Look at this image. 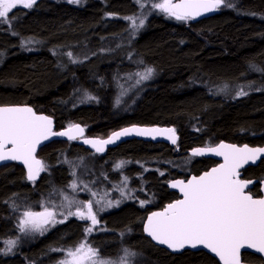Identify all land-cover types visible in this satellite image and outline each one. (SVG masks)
<instances>
[{
    "label": "trees",
    "instance_id": "obj_1",
    "mask_svg": "<svg viewBox=\"0 0 264 264\" xmlns=\"http://www.w3.org/2000/svg\"><path fill=\"white\" fill-rule=\"evenodd\" d=\"M227 2L233 7H221L213 15L197 20L176 22L160 13L146 19L142 31L138 30L140 33L133 37L132 58L150 65L154 76L143 83L135 103L121 114L114 107V85L122 68L130 67V71L132 67L128 66L130 56L126 47L114 49V43L112 47L104 46L103 42L101 47L92 44L86 60L70 64L66 59V43L50 45L49 41L77 39L71 44L76 45L74 51L78 56L83 45L97 34L104 35L109 30L127 32L123 20L135 12L134 0H79L78 5L64 0H36L31 9H14L10 13L11 25L0 24V104H29L34 110L52 116L57 128L81 124L86 136L105 137L125 124L154 123L172 125L178 138L177 150L167 143L131 139L103 152L99 158L75 141L52 140L37 150L44 167L37 180L26 181L21 165L15 162L0 166V216L6 219L10 205L45 191V186L62 188L69 173L78 176L84 171V162L91 164L81 179L88 189L90 180L84 175L92 170L97 172V164L107 168L114 157L128 158L131 162L128 171L134 172L131 185L134 200L109 219L118 232L123 226L131 232L133 242L126 248L136 253L135 263L219 264L203 250L171 253L148 242L140 226L145 206L139 207V201L146 194L155 201L161 188L159 197L163 202L172 196L156 173H163L166 183L172 177L200 173L215 163L211 158H195L185 153L186 149L213 145L220 140L249 145L264 143V0ZM122 34L119 35L124 37ZM22 38L39 41L38 48L24 51L20 47ZM216 75L227 78L219 80ZM224 80L228 84L244 81V85H256L258 89L239 97L224 92L216 94V84L225 83ZM84 94L93 99L85 98ZM184 155L191 157L181 160ZM65 160H72L74 168H69ZM139 164L143 166L139 172L146 176H134L139 175L136 172ZM50 166L51 172L47 174ZM242 174L245 179H261L264 159L245 168ZM250 191L256 194L258 186L252 185ZM154 203L155 207L160 206ZM49 240L42 238L36 248L32 247L31 250L42 254L31 260L38 264L60 262L44 253ZM106 246L109 247L105 250L113 247ZM15 258L17 263L23 262ZM15 258L4 261L0 255V264L16 262ZM117 259L121 258L112 257L111 262ZM243 261L255 264L261 259L258 255H246Z\"/></svg>",
    "mask_w": 264,
    "mask_h": 264
},
{
    "label": "snow or ice",
    "instance_id": "obj_2",
    "mask_svg": "<svg viewBox=\"0 0 264 264\" xmlns=\"http://www.w3.org/2000/svg\"><path fill=\"white\" fill-rule=\"evenodd\" d=\"M68 2L78 3L79 0ZM35 3L36 0H0V24L11 25L9 13L18 5L31 9ZM137 3H141V0H137ZM153 7L178 21H187L203 13L233 5L227 0H179L177 3L173 0H162L161 3H154ZM127 19L133 21V28L141 27L145 22L144 19H140L137 25L134 18ZM68 56L71 58L72 53L69 52ZM152 73L153 69L148 68L144 73L137 75L140 80H147ZM237 95L243 96L246 93L241 91ZM87 98L93 99L91 96ZM52 124L53 121L49 117L37 115L31 107L0 106V161H21L27 167L28 180L34 181L44 170L41 161L34 155L42 141L48 140L50 136H67L69 140H74L77 135L84 132L79 125H72L67 131L56 133L52 130ZM165 132L169 134L168 139L175 144L174 129L139 127L113 132L106 140L85 139L84 143L92 145L97 152H103L105 145L112 144L122 137L135 134L155 138L156 135H163ZM206 151L222 156L224 163L203 175L193 176L187 182L181 180L172 182L170 187L178 188L182 199L168 204L162 211L153 212L144 224V232L157 244L166 245L173 251L182 250L186 246L193 249L203 246L215 254L221 264H242L246 255L264 257V197L254 198L246 192L245 189L254 182L240 179L238 171L249 161L254 163L261 154H264V148H249L247 145L238 148L235 145L221 143L214 148L193 149L192 155H203ZM120 166L117 165L118 168ZM140 203L143 206L146 201ZM72 204L78 205L79 202L71 200L67 206L70 208ZM111 206L109 202L108 207ZM84 208L87 209L86 212L69 211L65 219L74 215L81 220L90 221L91 226L87 227L85 232L91 233L99 221L93 211L92 202L85 204ZM102 210L99 208L97 212ZM63 222L56 220L53 211L44 208L42 212L25 211L19 228L21 232L43 234L47 231L45 225ZM6 243L9 246L8 250L11 251L15 241ZM124 251L126 256L135 255L127 249ZM59 264H112V262L101 259L96 249L81 243L74 250H66V258ZM120 264H128L127 259L122 257Z\"/></svg>",
    "mask_w": 264,
    "mask_h": 264
},
{
    "label": "flooded vegetation",
    "instance_id": "obj_3",
    "mask_svg": "<svg viewBox=\"0 0 264 264\" xmlns=\"http://www.w3.org/2000/svg\"><path fill=\"white\" fill-rule=\"evenodd\" d=\"M35 111L40 112L37 110H35ZM53 123H54V120H53ZM130 124H133V123H130ZM126 125H129V124H125L122 126H126ZM140 125H154V123H145V124L141 123ZM155 125H163V124H155ZM59 129L60 128H57L55 126V123H54V130H59ZM133 139H136V138H133ZM136 140H140L142 142L149 143V141L142 140V139H136ZM65 141H67V140H65ZM72 141L76 142L75 139ZM121 143H123V142H121ZM121 143H118L117 145H119ZM155 143H163V142H155ZM116 146L109 147L105 152H107L108 150H110ZM187 150L188 149H186V151ZM186 151H185V153H186ZM94 153L97 155L98 158H99V156L104 154V153H98V152H94ZM108 154H110V153H108ZM195 158H204V157L195 156ZM113 159L115 160V163L121 165L119 168L117 167L118 171L112 172L110 170H106V169H109V167L107 166V168H105V167L100 168V169H103V170H100V172H94L93 174L88 173V174H85L84 176L88 177L90 180L89 183L92 184V187L98 189L99 191H101L102 186L104 188H107L109 186H114L117 189L124 188L126 191L129 192V194L126 193L123 196L122 195H118V196L107 195V196H105V198L108 199V201H110L112 206L108 207L109 203L106 204L105 206H101L100 203H97V201H98L97 198L99 197V193H95V195H92L87 191V188H84V185L76 184V185H74V188H73L74 191L70 194V198H71V200H75V201L79 202L78 205L72 204V206L70 208L68 206L61 208V207L51 206V205L49 207L33 206V208L31 209L32 212H42V211H44V208H48L49 211H53L55 213V218L57 221H60V220L64 221L63 223H57L55 225H51V224L45 225L47 231H45L43 234H41L39 232H31V231L21 232L20 228H19L20 221L16 220V213H15L16 211L10 212L8 210L9 212L5 215L6 219H5V217L0 216V223H1L0 235L1 236L6 235V232H4V234H3L2 228L4 226H7V227L10 226L9 228H10V230H12L13 234L23 235V238L26 240V242L24 245L18 244L17 246H15L14 252L9 253L8 251H4L2 254H0L2 256V260L5 261V260L13 259V256H14V258L16 256V257H19L21 260H23V262L26 264L27 261H30L35 256H38V254H42L41 252H36V249H33V250H31V249H32V247L36 248L38 242H40V240L42 238H45V237H48L50 240L46 243V247H45L46 251L44 253L51 256L52 259H57V260L63 259L64 260L66 257V250H68V249L74 250L81 243H84L87 246L96 249L98 251L99 257L101 259L111 261L112 257H119L120 258V256L118 255L120 253V251L127 249L126 247H129L128 244H132V242H133L131 239L132 235H131L130 231L125 230L124 226L118 232L116 230V227H114V225H112V222L110 223L109 216L112 215L117 210H119L121 207L125 206L126 204L132 205L134 199H133V193H132L131 185L133 183L132 177H133L134 172L132 171L133 172L132 173L131 171H128V169H130V167H131V162L128 160V158L114 157ZM262 159H264V158H262ZM104 160L105 159H102V161H104ZM96 163H98V162L96 161ZM109 163H110V161L108 162V165H109ZM215 164H216V161L213 165H215ZM97 165L99 167V164H97ZM213 165H211V166H213ZM51 168H52V166H50L48 168L47 174L48 173L50 174ZM23 172H24V169H23ZM190 173H193V172H189L183 177L188 176V174H190ZM24 174H25V172H24ZM97 174H101V176H96ZM137 174H139V175H137L139 177L146 176V173L137 172ZM160 174L156 173V178L157 179L160 178L161 183L163 185H165V180L162 177L163 175H160ZM71 178H72L71 174L69 173L68 179L66 180V183L63 186L70 184ZM240 178H243V174L241 175ZM263 179H264V174H263V177L261 179H257L258 181L256 183H254L258 186V192L256 194L251 193V191H250L251 187L249 189H247V191L250 192L253 196H256V197L260 196L261 195L260 182ZM247 180H250V179H247ZM111 181H114V182H111ZM254 184H252V185H254ZM167 190L169 192H172L173 194L165 202H163V200H161L159 197V193H162L163 188L160 189L159 193L157 194V199L155 201H153V198L150 196V194L144 195V200L146 201V203L143 206H139V207L145 206V212L141 216L142 217L141 223H140L141 227L143 224V220L145 219L148 212H150L154 209H160L163 207V205L166 202H170V201L178 198V194L176 192L170 191L168 188H167ZM33 191H35V190H33ZM108 191H111V189L108 188ZM37 195L38 194L36 193V195H32L29 199L24 198L22 200V202L20 203V205H15V204L10 205L9 208L14 207L18 211L25 209L31 205L30 204L31 201L34 198H36ZM136 200H137V198H136ZM88 202H92L93 211H94V213H96L97 219L99 221L98 225L94 228V230L91 233L85 232V229L87 227L91 226L90 221L81 220L74 215L67 217V219H65V217L67 216L69 211H71L73 213H75L77 210L86 212L87 209L84 208V205L87 204ZM154 202H156L157 206H159V205L160 206L155 207ZM16 204H18V203H16ZM99 208H102L103 210L97 212V209H99ZM141 232H142V230H141ZM142 235H143V233H142ZM147 241L152 243L149 238H147ZM107 244H110L113 246V247H111V250H109V249L105 250V247H109V246H106ZM56 249H59L60 251H55ZM15 259H16L15 263L17 264L18 260H17V258H15ZM260 259H261V257H260ZM261 262H262V259H261ZM55 264H59V262L55 263ZM255 264H257V263H255Z\"/></svg>",
    "mask_w": 264,
    "mask_h": 264
},
{
    "label": "rangeland",
    "instance_id": "obj_4",
    "mask_svg": "<svg viewBox=\"0 0 264 264\" xmlns=\"http://www.w3.org/2000/svg\"><path fill=\"white\" fill-rule=\"evenodd\" d=\"M64 1L69 3L68 0H64ZM134 1L136 4L135 12L133 14L128 15L127 17H124L125 20H123L127 23V24L125 23L127 32H125V30H123V34L121 33L122 36H124V37H121L119 35L120 31L118 32L116 30H109L104 35L101 33L97 34L96 36L92 37L88 41V43L83 45V48H81V51L78 54V56L76 55L77 51L76 50L74 51V49H76V45L71 44V43L77 42V39H72L69 41H66L63 39H60L59 41H49L50 45H52L53 43H56V42H60V43L65 42L66 43V45H65L66 46L65 51H67L66 52V59L68 60V62L70 64H78L82 61V59L87 58L91 53L89 51V46L92 44L98 45L102 42H103V44H105V41H106V42H108V44L114 43L115 49H123L124 46L127 47L128 56H130L128 58V62H129L128 65L129 66H131L132 64H134V65H132L130 71H129L130 67H127V66L123 67L122 68L123 71H120L119 74L116 76L117 77L115 80L116 84L114 83L115 84L114 85V87H115L114 107L119 108V110L117 109L118 114L126 112L129 109L128 105L135 103V97H137V98L139 97V95H140L139 91L142 90L143 83L145 81L150 80L151 77L154 76V71L152 73V76L147 80H140V77L137 75V73H141V74L144 73L145 70L148 68H151V69H153V68L150 65H147L146 63H144L143 61L142 62L139 61V59H137L136 57L132 58V56L134 55V53H133L134 50L131 49L133 37H136L137 33L139 31L140 32L142 31V29L145 25L146 19L153 13L163 14L167 18L178 22V20H176L174 17H169L166 13H164V12L160 11L159 9H156L153 7L154 3H161L162 0H141L143 7H141V3H137V0H134ZM173 1H175V0H173ZM70 4L78 5V3L77 4L76 3H70ZM18 7L23 8L22 5H18L16 8H18ZM10 13H9V17H10ZM129 17L134 18L137 25L139 24L140 19H144L145 22H144L143 26L138 27V28H133V21L130 19H127ZM191 20H193V19H191ZM186 24H188V23H186ZM5 25L10 26L9 24H5ZM112 31H114V33ZM115 32H118L119 34H116ZM115 35H116V37H115ZM131 35H133V36H131ZM108 38H110L111 40ZM126 44H127V46H126ZM38 45H39V41H35L31 38H22L20 41V47L24 51L35 50L38 48ZM57 45H60V44H57ZM60 49H61V47H60ZM69 52L72 53L71 58H69V56H68ZM117 54L118 53H115V55H117ZM73 60H75L77 62L73 63L72 62ZM135 60H138V61H135ZM132 61H135V62H132ZM95 62H98V61H95ZM130 63H132V64H130ZM216 76L218 77L216 79H219V80L222 78H224V79L227 78V77H223L221 75H216ZM243 82L244 81H235L233 83L228 84L225 81V83H222L220 85L216 84L215 92H216V94L224 92V94L231 95V97H239L237 95V93H239L241 91H243L244 93L247 94L249 92H253V91H256L258 89V87L256 85L253 87H250V86L244 85ZM84 97L87 98L88 95L84 94ZM80 98H81V96H80ZM82 101L87 102L88 100L84 99ZM78 103H82V102L80 101ZM185 156H186V159H189L191 157L189 155H184V157H182L181 160H183L185 158ZM65 161H66L67 166L69 168H71V169L74 168V164L72 163L73 162L72 160H65ZM82 162H84V161H82ZM191 163H192V161H190V164ZM83 164H84V171L82 173H85V170H86L88 164L85 162ZM190 164H189V168H190ZM117 165L118 164L115 163V160H111L109 165H108L109 170L112 172L118 171ZM90 166H91V164L88 166V169H90ZM136 166L138 167L136 172H139V171H141V169H143V166L140 164L136 165ZM134 167H135V165H134ZM100 168H101L100 166L97 167L96 171L100 172ZM81 169H83L82 166H81ZM94 172L95 171L92 170L89 173L93 174ZM82 173H80L78 176H74L71 174L72 178L70 180V184L63 186L62 188L57 187V186H53V185L45 186L46 190L38 193L36 198H34L31 201V203H30L31 205L28 206L27 208L18 211L14 207H10L9 211L10 212L16 211L15 212L16 213V220L20 221L23 218L24 212L25 211H32L31 209L33 208V206L49 207L51 205V206H57V207H61V208L66 207L68 205V202L71 201L70 194L74 191L73 186L76 184H82L83 183L81 180L82 179ZM139 173H142V172H139ZM96 176H101V174H97ZM134 176L136 177L137 175H134ZM111 182H114V181H111ZM87 185L89 186L87 191L90 194L94 195L95 193H99V197L97 199H98L99 203L101 204V206H105L106 204H108L110 202V201H108V199L105 198V196H107V195L118 196V195H122V192H123V195H125L126 193L129 194V192L126 191L124 188L117 189L114 186H109L107 188H104L102 186L101 191H99L98 189L93 188L92 184H90L89 182L87 183ZM108 188H110L111 191H108ZM133 199H134V197H133ZM143 201H145V200H143ZM139 204L141 205L140 201H139ZM15 205H20V204H15ZM5 228L8 230H6ZM9 230H10V228H8L7 226H4L2 228V232H6V237H5V235L3 236L4 238H2V236L0 237V254H2L4 251H8L9 253L14 252L15 246H17L18 244L24 245L26 242V240L23 238V235L13 234L12 230H10V231ZM7 231H9V232H7ZM8 233H9V236H8ZM7 241H15V244L11 247V251L8 250L9 246L6 243ZM129 252H131V251H129ZM131 253H134V252H131ZM118 255L120 256V258L125 257L128 261V264H136L135 263V257L136 256L135 257L133 255L126 256L124 250H121ZM59 260L62 261L63 259H59ZM120 261H121V259L120 260L119 259L114 260V261H112V264H120ZM19 263L25 264L24 262H18L17 264H19ZM9 264H16V263L11 262ZM26 264H38V263L35 262L34 260H30V261H27Z\"/></svg>",
    "mask_w": 264,
    "mask_h": 264
},
{
    "label": "water",
    "instance_id": "obj_5",
    "mask_svg": "<svg viewBox=\"0 0 264 264\" xmlns=\"http://www.w3.org/2000/svg\"><path fill=\"white\" fill-rule=\"evenodd\" d=\"M173 2H174V3H177V2H179V0H175V1H173ZM214 12H215V11L207 12V13H203L202 15L193 18V20H197V19H200V18H203V17L211 16V15L214 14ZM0 106H21V107L26 106V107H31V108L33 109V111H34L37 115L47 116V117H49V118L53 121L52 116H50V115H48V114H46V113H43V112H36V111L34 110V108H33L31 105H29V104H0ZM72 125H79L80 127L83 128V126H82L81 124H79V123H75V124H72ZM72 125H69V126H67V127L61 128V129H59V130H54V123H53V124H52V130H53V132H56V133L64 132V131H67V130L69 129V127L72 126ZM131 127H139V128H157V129H160V130L174 129V131H175V128H174L172 125H155V124H154V125H140V124H129V125L122 126V127L118 128V129H115V130L111 131V132H110L107 136H105V137L86 136V135H85V132H83L82 135H77V138H76L75 140H76V142H77L79 145L83 146V147L86 148L87 150L97 152L96 149H95L94 147H92V145H90V144H85V143H84V140H85V139H99V140H106V139H108V138L112 135L113 132H117V131H120V130H122V129H124V128H131ZM83 129H84V128H83ZM73 134L76 135L75 132H73ZM168 135H169V134L165 132L163 135H156L155 138H153L152 136H137V135H135V134H132V135H130V136L122 137L120 140H117V141H115V142L112 143V144L105 145V146H104V149H105V150H104L103 152H105L109 147L116 146L118 143H121V142H124V141L130 140V139H133V138H136V139H142V140H146V141H152V142H163V143H167L168 145L172 146L175 150H177V143L173 144V143L171 142V140L168 139ZM175 137H176V142H177L178 134L176 133V131H175ZM57 139L69 140L67 136H50L48 140L42 141L41 144L37 146L36 152H35V154H34V155H35V158H36L37 160L41 161V158L38 157V156L36 155L37 150H38L41 146H43L44 144H46V143H48V142H50V141H52V140H57ZM221 143H223V144H228V145H235V146L238 147V148H243L245 145H247L249 148H264V144H262V145H249V144H247V143L236 144V143H232V142H228V141L220 140L218 143L213 144V145H208V146H203V147H192V148H189V149L186 151V153L189 154V155H192L193 149H197V148H205V149H207V148H214V147H216L217 145H219V144H221ZM103 152H98V153H103ZM192 156H194V155H192ZM197 157L211 158V159H213V160L216 161V164L213 165V166H210L209 168H207V169H205V170H203V171H201L200 173H196V174H195V173H190V174H188V176H186V177H179V176H176V177H172V178L168 179V180L166 181L165 185H166V187H167L170 191H174V192H176V193L178 194V198L175 199V200L182 199V194H181V192L179 191L178 188H172V187H170V184H171L172 182H175V181H177V180H181V181H185V182H187V180L191 179L193 176H197V177H198V176H200V175H203L205 172L211 171V169L216 168V167H219V165H221V164L224 163V158H223L222 156H217V155H215L214 153L207 152V151H206L203 155H199V156H197ZM262 158H264V154H261V156L258 157L257 160H256L254 163L251 162V161H249L247 164L243 165V167H241L240 169H238V171L240 172V177H241V175H242V170H243V169L247 168L248 166L256 165V164L259 162V160L262 159ZM9 162H15V163L21 165L22 168L24 169V172H25V178H26V180H28V178H27V176H28V170H27V167H26L21 161H11V160H8V161H0V166H1V165H4V164H6V163H9ZM41 164H42V161H41ZM39 176H40V173H39V175L37 176V178H36L35 180H37V179L39 178ZM240 177H239V178H240ZM240 179L247 180V179H244V178H240ZM250 180L253 181L254 183L257 182L256 179H250ZM28 181H30V180H28ZM254 183H253V184H254ZM251 186H252V184H250V185L248 186V188L245 189V191L248 192L247 189H249ZM260 192H261V195L258 196V197L253 196L250 192H249V193H250L254 198H262V197H264V179L261 180V182H260ZM175 200H172V201H170V202H166V203L163 205L162 208H160V209H154V210H152V211H150V212L147 213L145 219L143 220V224H142V227H141L143 235H144L145 237L149 238L150 241L152 242V244L157 245V246H159V247H161V248H163V249H165V250H167V251H169V252H171V253H179V252H181V251H183V250H186V249H187V250H191V251L203 250V251H205L206 253H208L209 255H211L212 257H214V258L218 261V263L221 264V262L219 261V258L216 257L215 254L211 253L208 249L203 248V246H198L196 249H193V248H191V247L186 246V247H185L184 249H182V250L173 251L172 249H169L166 245H159V244H157L155 241H153V240L151 239V237H149V236L144 232V224L147 222V218H148L153 212H159V211H162V210H163L168 204L174 202ZM250 251H251V250H250ZM260 257H261V259H262V262L257 263V264H264V257H262V256H260ZM242 264H254V263H248V262H244V261L242 260Z\"/></svg>",
    "mask_w": 264,
    "mask_h": 264
},
{
    "label": "bare ground",
    "instance_id": "obj_6",
    "mask_svg": "<svg viewBox=\"0 0 264 264\" xmlns=\"http://www.w3.org/2000/svg\"><path fill=\"white\" fill-rule=\"evenodd\" d=\"M103 20H104V19H103ZM113 33H114V31H113ZM115 33H117V32H115ZM120 34H121V33H120ZM131 36H133V35H131ZM115 37H116V35H115ZM113 38H114V37H113ZM108 39H110V38H108ZM108 39H107V40H108ZM118 39H119V38H118ZM110 40H111V39H110ZM113 40H114V39H113ZM120 41H121V40H120ZM109 43H110V42H109ZM105 44L108 45V42L105 41ZM105 44H104V46H105ZM109 45L111 46V43H110ZM122 45H123V44H122ZM98 46H100V44H99ZM104 46H103V47H104ZM126 46H127V44H126ZM95 47H96V46H95ZM100 47H101V46H100ZM111 47H112V46H111ZM124 47H125V46H124ZM124 47H123V48H124ZM105 48H106V47H105ZM114 49H115V48H114ZM126 49H127V47L125 48V50H126ZM121 51H122V50H121ZM127 51H128V50H127ZM119 54H121V53H119ZM126 54H127V53H126ZM117 55H118V54H117ZM115 57H116V55H115ZM125 57H126V55H125ZM125 57H124V58H125ZM117 58H118V57H117ZM141 58H142V57H141ZM126 62H127V61H126ZM128 64H129V63H128ZM130 64H132V63H130ZM132 65H134V64H132ZM132 65H131V66H132ZM128 66H129V65H128ZM197 147H203V146H197ZM62 181H64V180H62ZM56 183H57V182H56ZM61 183H63V182H61ZM57 185H58V183H57ZM60 185H61V184H60ZM9 227H10V226H8V228H9ZM5 229H6V228H5ZM6 230H8V229H6ZM9 231H10V230H9ZM9 231H7V232H9ZM10 233H11V232H10ZM3 234H4V232H3ZM3 236H4V235H3ZM3 236H2V238H4ZM8 236H9V233H8ZM0 237H1V235H0ZM5 237H6V235H5Z\"/></svg>",
    "mask_w": 264,
    "mask_h": 264
}]
</instances>
